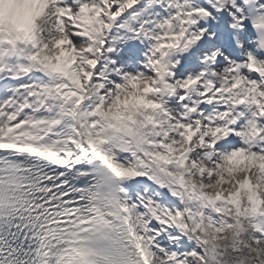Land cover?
I'll return each mask as SVG.
<instances>
[{"label":"snow or ice","instance_id":"snow-or-ice-1","mask_svg":"<svg viewBox=\"0 0 264 264\" xmlns=\"http://www.w3.org/2000/svg\"><path fill=\"white\" fill-rule=\"evenodd\" d=\"M0 264H264V0H0Z\"/></svg>","mask_w":264,"mask_h":264}]
</instances>
